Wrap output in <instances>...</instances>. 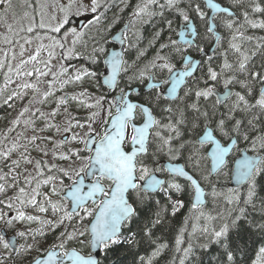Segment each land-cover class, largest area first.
Instances as JSON below:
<instances>
[{
    "label": "snow or ice",
    "instance_id": "6c2138e0",
    "mask_svg": "<svg viewBox=\"0 0 264 264\" xmlns=\"http://www.w3.org/2000/svg\"><path fill=\"white\" fill-rule=\"evenodd\" d=\"M19 7L0 264H264V0Z\"/></svg>",
    "mask_w": 264,
    "mask_h": 264
},
{
    "label": "rangeland",
    "instance_id": "374dc122",
    "mask_svg": "<svg viewBox=\"0 0 264 264\" xmlns=\"http://www.w3.org/2000/svg\"><path fill=\"white\" fill-rule=\"evenodd\" d=\"M15 1V0H14ZM20 8V7H19ZM18 13V16L20 15V14H22V10H18L17 11ZM84 18H75L74 19V23H79L80 21H82ZM9 22H11V14H9ZM4 34V29L2 28V27H0V35H3ZM2 47H4V45L2 44V43H0V48H2ZM17 51H18V49H17ZM85 87H88V85L87 84H85ZM91 90H93V91H95V89H91ZM68 91H72V89L71 88H69L68 89ZM54 106V105H53ZM5 110H8V109H5ZM72 111L75 113V114H77L78 116H80V117H84V116H86V111L85 110H79V111H77L74 107H73V109H72ZM15 113L14 112H12V115H14ZM58 119H61V118H58ZM99 130V129H98ZM14 135V134H13ZM45 135H50V136H54V138L55 139H59L60 137L58 136V135H55L54 133H51V132H49V133H45ZM76 147H81V145H76ZM49 148H51V145H49ZM33 156H35V157H37V158H40L39 157V154L38 153H33Z\"/></svg>",
    "mask_w": 264,
    "mask_h": 264
},
{
    "label": "trees",
    "instance_id": "16d2710c",
    "mask_svg": "<svg viewBox=\"0 0 264 264\" xmlns=\"http://www.w3.org/2000/svg\"><path fill=\"white\" fill-rule=\"evenodd\" d=\"M13 3L15 5V11L16 13H18L17 10L19 9L20 0H15V1L13 0ZM0 80H2V77H0ZM5 112H11V110H5V109L0 110V132H3L6 128L7 121L6 119H4ZM8 119H11V116H8ZM49 242H51V238Z\"/></svg>",
    "mask_w": 264,
    "mask_h": 264
}]
</instances>
